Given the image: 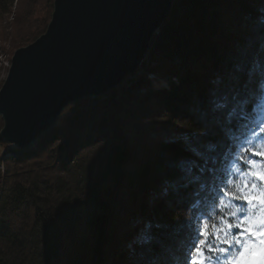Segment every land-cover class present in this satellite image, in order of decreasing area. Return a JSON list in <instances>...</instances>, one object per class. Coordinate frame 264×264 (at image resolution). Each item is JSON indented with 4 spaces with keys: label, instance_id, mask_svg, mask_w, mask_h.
Listing matches in <instances>:
<instances>
[{
    "label": "trees",
    "instance_id": "trees-1",
    "mask_svg": "<svg viewBox=\"0 0 264 264\" xmlns=\"http://www.w3.org/2000/svg\"><path fill=\"white\" fill-rule=\"evenodd\" d=\"M54 1L11 25L10 50L46 32ZM15 2L0 0V26ZM159 114L185 138L134 145L122 125ZM9 146L0 135V150ZM257 153L264 0H174L139 73L70 105L33 149L0 156V264H234L264 254ZM121 215L127 226L139 220L125 237Z\"/></svg>",
    "mask_w": 264,
    "mask_h": 264
},
{
    "label": "water",
    "instance_id": "water-1",
    "mask_svg": "<svg viewBox=\"0 0 264 264\" xmlns=\"http://www.w3.org/2000/svg\"><path fill=\"white\" fill-rule=\"evenodd\" d=\"M174 0H55L46 32L18 49L0 90L1 138L29 149L74 102L131 77Z\"/></svg>",
    "mask_w": 264,
    "mask_h": 264
},
{
    "label": "rangeland",
    "instance_id": "rangeland-1",
    "mask_svg": "<svg viewBox=\"0 0 264 264\" xmlns=\"http://www.w3.org/2000/svg\"><path fill=\"white\" fill-rule=\"evenodd\" d=\"M37 2H38V0H16L11 14L5 17V21H4L3 25L0 26V82L1 81L5 82V80L8 76V73H9V69L11 67L12 58H13L15 52L17 51V50L14 51L13 49L10 50V48L7 44L8 40L10 39L7 36V34L10 35L12 33L11 25L14 28V23L16 21L20 22L19 21L20 19H22L23 17L28 16L32 13H33V16L36 18V13H35L36 11L35 10L38 9V7L36 5ZM54 3H55V1H54ZM34 13H35V15H34ZM17 14H18V16H17ZM147 57H148V52H147L146 58L143 61L142 65L144 64V62L147 61ZM142 65L136 71V73H139L140 69L142 68ZM150 78L153 80V82H155V87L166 86L165 81L164 80L158 81L157 77L155 75H150ZM117 87H115V88H117ZM107 94H105V95H107ZM105 95H102L100 97H103ZM100 97H97V98H100ZM86 99H96V98L92 97V98H86ZM83 100H85V99H83ZM83 100H81V101H83ZM81 101H78V102H81ZM78 102H74L72 104H75ZM72 104H70V105H72ZM70 105H68L60 115L64 114ZM163 118H165V117L162 114H159L155 120H152L149 118L147 119V117H145L144 119H141V123L139 122V123L135 124V122H128V123L123 124L122 127H123V129H125V134H127L128 139L131 142H134V145H137V142H139V143L143 142L144 143V142L152 141L154 139H177V140L179 139V140H182L185 138L183 136V132H182L181 128H179L177 126L171 127V125H167L166 121L163 120ZM37 142H38V140L29 149H25V150L21 149V150H23V151L31 150L36 146ZM14 147H15L14 145L10 144V146L7 148H1V150H0L1 151L0 152L1 158L4 159V158L9 157L10 156L9 150L14 148ZM0 169H1L2 173L4 174L5 169H6V164H2ZM80 223H82V222H80ZM120 223H121L120 224L121 226L122 225L124 226L120 231V235L125 237L126 234L132 233L133 231H135L134 229L136 228L137 223H139V220L138 219L135 221L132 220V221H130V224H128L129 226H127L126 225L127 219L125 217H122V215H121ZM139 231H140V229H139ZM142 234H143V231H140V233L138 232V235L136 236L135 239H137V241L140 240V237L142 236ZM263 239H264V234L259 237V240H262V242H263ZM122 244L124 247L127 245L126 242H124ZM201 260H203V259H201ZM233 263L234 264H264V254H258L257 252H253L252 256L249 257L247 259V261L244 258H239L236 262H233ZM206 264H209V263H206Z\"/></svg>",
    "mask_w": 264,
    "mask_h": 264
},
{
    "label": "snow or ice",
    "instance_id": "snow-or-ice-1",
    "mask_svg": "<svg viewBox=\"0 0 264 264\" xmlns=\"http://www.w3.org/2000/svg\"><path fill=\"white\" fill-rule=\"evenodd\" d=\"M255 155L260 156L262 159H264V153H257ZM256 175L260 179L264 180V171L257 172ZM192 264H206V261L201 260V259H194V260H192Z\"/></svg>",
    "mask_w": 264,
    "mask_h": 264
}]
</instances>
